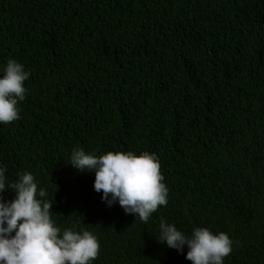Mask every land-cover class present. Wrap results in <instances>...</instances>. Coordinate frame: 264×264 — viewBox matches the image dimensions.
Instances as JSON below:
<instances>
[{
    "label": "trees",
    "instance_id": "obj_1",
    "mask_svg": "<svg viewBox=\"0 0 264 264\" xmlns=\"http://www.w3.org/2000/svg\"><path fill=\"white\" fill-rule=\"evenodd\" d=\"M9 59L30 76L0 164L34 175L61 230L105 231L92 264H192L161 217L227 233L224 264H264V0H0V74ZM75 148L154 153L167 205L147 223L103 208Z\"/></svg>",
    "mask_w": 264,
    "mask_h": 264
},
{
    "label": "clouds",
    "instance_id": "obj_2",
    "mask_svg": "<svg viewBox=\"0 0 264 264\" xmlns=\"http://www.w3.org/2000/svg\"><path fill=\"white\" fill-rule=\"evenodd\" d=\"M29 76L23 64L14 59L6 62L0 74V124L19 119L17 105L26 98ZM86 151L73 149L68 164L78 172L95 173L93 187L100 193L95 197L97 204L107 209L118 203L123 215H134L143 223L160 206L167 205L169 189L154 153L109 151L97 156ZM6 171L0 164V264H92L99 256V238L109 242L101 236L105 231L88 223L86 229L61 230L52 219L53 203L45 199V189L38 190L34 175L25 171L8 181ZM6 190L13 196L10 201L3 197ZM98 218L111 228L108 233L121 219L114 212H104ZM156 237L181 254L187 246L185 258L192 264H224L233 250L227 233L214 234L208 228L195 227L191 234H185L163 217Z\"/></svg>",
    "mask_w": 264,
    "mask_h": 264
}]
</instances>
